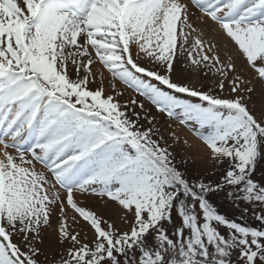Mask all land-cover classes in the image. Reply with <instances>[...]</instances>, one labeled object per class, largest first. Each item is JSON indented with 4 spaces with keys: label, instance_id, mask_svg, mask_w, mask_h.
<instances>
[{
    "label": "snow or ice",
    "instance_id": "6c2138e0",
    "mask_svg": "<svg viewBox=\"0 0 264 264\" xmlns=\"http://www.w3.org/2000/svg\"><path fill=\"white\" fill-rule=\"evenodd\" d=\"M117 82L142 99L122 104ZM257 84L264 98V0H0V264H264ZM157 115L193 131L218 179L189 174L172 150L188 140ZM221 194L259 206L258 226Z\"/></svg>",
    "mask_w": 264,
    "mask_h": 264
},
{
    "label": "rangeland",
    "instance_id": "374dc122",
    "mask_svg": "<svg viewBox=\"0 0 264 264\" xmlns=\"http://www.w3.org/2000/svg\"><path fill=\"white\" fill-rule=\"evenodd\" d=\"M239 61L242 62V66H243V60L239 58ZM178 71H179V66H178ZM105 72L107 73V71ZM249 75H251L250 71H249ZM184 78L186 79L188 83L193 82L191 84H193L196 87L204 86L205 90L207 89V87L211 86V81H212L211 74H209L208 77H204V76L197 77L195 75L187 74L185 75ZM196 81L197 83L195 84ZM117 85L122 87L121 90L124 91L123 96L117 97V99H119V101L122 104L130 100L133 97H136L137 99H142L138 97L134 91H132L131 89H126V87L120 84L119 82H117ZM98 86L99 85L97 83H93L89 85V87L93 89H95ZM104 88H105V81H104ZM256 88H257V91L252 97V102L250 104V107L254 105L255 106L254 111L257 115H259L261 108L264 107V98L261 97L260 86L258 84L256 85ZM105 93L111 94L110 88H107V89L105 88ZM225 95H227V91H225ZM145 107L150 109L152 114L154 115L156 114L155 108H153L147 102L145 104ZM136 110L140 111L139 108H137ZM143 115L144 114L142 113L141 123H144ZM169 125H171V128L173 130L182 129L187 133V135H185V134H180V132L177 131L178 135L181 138V141L185 139L188 140V145H185L182 142L176 143L172 145V150L175 152L178 161L180 160L181 157H187L190 160V163L188 165L189 174L194 175V176L204 175L206 178H210L212 180L218 179L220 172L222 171V166H219L215 164L213 161H211L210 159H208L207 149L203 146L201 141L193 134V131L189 127L179 125L177 121H169L165 117L157 115V126L160 127V129L165 133L166 136H167V130H168ZM189 136L192 137L193 140L197 141L203 147V149L200 150L199 148H197V146L195 145L192 146L191 140L188 139ZM169 143L172 144V141L169 140ZM40 167L41 165L37 164V168H40ZM255 175L257 179L264 176V166L258 165ZM77 199H79L78 201L83 202V206H86L88 208L95 210L98 214L104 216L105 218H113L114 216L112 209L106 208L103 204V201H101L100 199L96 197L89 196L85 198V197L78 196ZM216 203L219 207V210L222 213L226 214L230 218L237 220V222L245 223V224L252 225V226H258L257 221L254 219L253 213L254 212L259 213L260 211L259 206H256V205L248 206L244 204H240L236 206V205H233L231 200L226 199L223 194H221L219 197L216 198ZM245 208H247V211H245ZM110 214H113V216H111ZM121 227H125V226L121 225ZM92 236L93 234L92 235L86 234L85 238L87 240H91ZM41 259L43 260V257H41Z\"/></svg>",
    "mask_w": 264,
    "mask_h": 264
},
{
    "label": "bare ground",
    "instance_id": "6f19581e",
    "mask_svg": "<svg viewBox=\"0 0 264 264\" xmlns=\"http://www.w3.org/2000/svg\"><path fill=\"white\" fill-rule=\"evenodd\" d=\"M197 26L200 27V25H199L198 22H197ZM216 39H218V40L221 42L222 50H223V44L226 43V42L224 41L223 37L217 35V36H216ZM229 48H230V50H231L233 56L237 58V65H238V68H239V67H242V62L239 61V57L237 56L235 49L232 48L231 46H229ZM98 67H99V66L97 65V68H98ZM104 76H105V88H106V89H107V88H110V87H109L110 76H109V74L106 73V72H104ZM194 79H196V78H194ZM191 83H193V82H191ZM196 83H197V81L195 82V84H196ZM117 86H118V89H119V90L122 89V87H120L119 85H117ZM124 90H125V89H124ZM110 92H111V89H110ZM175 131H176V132L179 131L180 134H185V135H187V133H186L184 130H182V129H181V130L178 129V130H175ZM177 134H178V133H177ZM188 139L191 140V142H192V146L195 145V146H197V148H199L200 150L203 149V147H202L197 141L193 140L192 137L189 136ZM78 200H79V199H78ZM110 215L113 216V214H110ZM113 218H114V216H113ZM119 226H121V225H119ZM79 230H80V232H81V238H82V239L85 238V235H86V234H87V235H89V234L92 235V232H91L88 228H86V227L81 226V229H79Z\"/></svg>",
    "mask_w": 264,
    "mask_h": 264
}]
</instances>
